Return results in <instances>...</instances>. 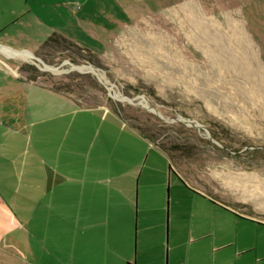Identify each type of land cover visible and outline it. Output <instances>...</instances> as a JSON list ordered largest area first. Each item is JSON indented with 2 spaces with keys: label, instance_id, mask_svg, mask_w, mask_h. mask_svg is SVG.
I'll return each instance as SVG.
<instances>
[{
  "label": "rangeland",
  "instance_id": "rangeland-1",
  "mask_svg": "<svg viewBox=\"0 0 264 264\" xmlns=\"http://www.w3.org/2000/svg\"><path fill=\"white\" fill-rule=\"evenodd\" d=\"M52 31L89 52L62 43L36 54ZM21 75L135 118L170 149L171 171L129 126L92 117L100 178L124 190L117 229L0 264H264V0H0V107L24 103Z\"/></svg>",
  "mask_w": 264,
  "mask_h": 264
},
{
  "label": "crops",
  "instance_id": "crops-1",
  "mask_svg": "<svg viewBox=\"0 0 264 264\" xmlns=\"http://www.w3.org/2000/svg\"><path fill=\"white\" fill-rule=\"evenodd\" d=\"M84 18L88 17L83 15L78 25L89 26ZM99 25L100 30L95 28L100 32L111 30ZM64 34L82 46L73 33ZM16 61L17 68L28 60ZM21 80L22 106L0 107L6 119L0 121V257L24 250L34 256L44 242H51L55 250L73 249L75 244L84 249L91 234L107 241L109 231L102 225H110V233L117 229L124 190L120 184H106V175L100 178L107 165L102 144L92 152L94 144L88 142L90 119L97 118L100 126L106 121L105 129L116 123L129 125L107 107L77 106L70 93L23 76ZM209 176L218 177L210 172Z\"/></svg>",
  "mask_w": 264,
  "mask_h": 264
},
{
  "label": "trees",
  "instance_id": "trees-1",
  "mask_svg": "<svg viewBox=\"0 0 264 264\" xmlns=\"http://www.w3.org/2000/svg\"><path fill=\"white\" fill-rule=\"evenodd\" d=\"M62 43H67V44L73 45L74 47H76L78 49V51L89 52V49H87L85 47H82V46H79L76 43H74L73 41H71L68 38H66L63 35H61L60 33L53 31L41 43V45L39 46L38 51H37L36 54H40L39 50L41 48H43V47L50 46V45H52L53 47H58ZM30 80H33V79H30ZM51 88L54 89V90H57V91H62L63 90V89H61L59 87H55V86H53ZM63 92L68 93L66 91H63ZM75 102H76V100H75ZM76 104H77V106H83V105L79 104L78 102H76ZM113 112L121 120H123L125 123H127L132 129H134L141 137L147 139L150 143L155 145L157 148H159L166 155V157L168 159V170L171 171V157H172V154L170 153V149L168 147H166L164 144H161L160 142L156 141L148 133L147 128L146 129L143 128L137 121L136 122L135 121H131V119H130V118H132L131 116L126 117L124 115H121L118 110H113ZM132 119L135 120V118H132Z\"/></svg>",
  "mask_w": 264,
  "mask_h": 264
},
{
  "label": "water",
  "instance_id": "water-1",
  "mask_svg": "<svg viewBox=\"0 0 264 264\" xmlns=\"http://www.w3.org/2000/svg\"><path fill=\"white\" fill-rule=\"evenodd\" d=\"M33 57V59L35 60V61H37V62H40V63H43L42 61H40L36 56H32ZM64 63H69L68 61H65ZM69 64H71V63H69ZM82 67H89V68H91L90 70L89 69H87V70H84L85 72H91V73H94L95 75H97V73L95 72V70L90 66V65H87V64H83V65H81ZM71 69H73V68H71ZM77 70H83V69H79V68H76ZM116 98V97H115ZM117 100H119L118 98H116ZM132 99H135V98H132ZM128 102H130V103H133V104H138L137 102H135L134 100H131V101H128ZM151 109H152V107H151ZM159 117H161V118H163L160 114H158V113H156ZM164 120H172V121H180V122H183V123H185V124H187V125H193V126H197V127H201V128H203V125H201V124H199V123H197V122H194V121H191V120H187V119H183V118H181V117H177V118H174V119H167V118H163ZM208 138L211 140V141H213L214 142V140L210 137V136H208Z\"/></svg>",
  "mask_w": 264,
  "mask_h": 264
},
{
  "label": "bare ground",
  "instance_id": "bare-ground-1",
  "mask_svg": "<svg viewBox=\"0 0 264 264\" xmlns=\"http://www.w3.org/2000/svg\"><path fill=\"white\" fill-rule=\"evenodd\" d=\"M33 55L32 54H30V56H25V58H30V57H32ZM51 67V66H50ZM70 67L71 68H73V69H76V68H79V69H85V70H87V69H91V68H89V67H82L81 65H74V64H70ZM45 69H48V70H50V71H53V68H45ZM60 70H57V72H59ZM98 77H100L99 75H98Z\"/></svg>",
  "mask_w": 264,
  "mask_h": 264
}]
</instances>
